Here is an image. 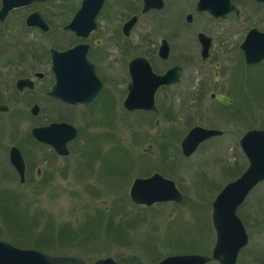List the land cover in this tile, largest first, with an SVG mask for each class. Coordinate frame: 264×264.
Here are the masks:
<instances>
[{
	"label": "rangeland",
	"instance_id": "374dc122",
	"mask_svg": "<svg viewBox=\"0 0 264 264\" xmlns=\"http://www.w3.org/2000/svg\"><path fill=\"white\" fill-rule=\"evenodd\" d=\"M251 12L250 8L245 11ZM242 67L239 59V117L235 108L206 99L197 107L181 101L182 117L173 123L162 107L157 133L148 118L120 117L117 108L111 121L101 115L89 120L75 110L63 117L79 131L68 146L69 155L51 157L46 167L42 163L49 155L43 147L30 138L21 143L16 132L3 133L4 150L14 141L21 144L27 174L22 183L7 164L4 151L0 158V241L32 249L31 244L41 239L45 243L40 240L38 251L89 264L106 258L118 264H158L171 256L210 257L216 240L209 216L212 202L241 175L234 166L237 161L243 172L247 168L239 140L246 132L264 131V76L257 73V67L248 69L249 87L241 89ZM182 84L181 92L186 94V82ZM175 107L170 110L175 112ZM104 117L109 118L110 112ZM193 127H214L224 135L202 143L191 157L184 158L180 144ZM153 174L172 180L184 200L146 209L133 205L128 191L134 178ZM236 214L248 235L236 264H264V182L249 193ZM50 228L68 229L73 240L52 244Z\"/></svg>",
	"mask_w": 264,
	"mask_h": 264
},
{
	"label": "flooded vegetation",
	"instance_id": "af4514ba",
	"mask_svg": "<svg viewBox=\"0 0 264 264\" xmlns=\"http://www.w3.org/2000/svg\"><path fill=\"white\" fill-rule=\"evenodd\" d=\"M247 8L252 12L245 13ZM248 39L259 56L264 49V0H0V158L6 151L7 164L20 179L10 161L16 149L25 182L21 144L14 141L4 150L5 132H16L21 143L30 138L43 147L49 156L42 167L51 157H67L68 146L78 137L74 126L77 137L66 144L65 156L39 143L32 132L59 123L72 126L63 117L75 110L89 120L101 115L111 121L117 108L120 117L142 116L158 128L162 107L173 123L182 117L181 101L197 107L206 99L235 108L239 117V59L241 89L249 87L248 69L257 67L264 76V58L252 65L244 61L242 46ZM76 48L82 100L72 104L53 97V67L59 54ZM184 82L186 94L180 89ZM63 83L71 86V78L66 76ZM147 106L155 110H132ZM174 107L175 112L170 110ZM209 130L222 132L216 137L224 135L220 129Z\"/></svg>",
	"mask_w": 264,
	"mask_h": 264
},
{
	"label": "water",
	"instance_id": "95a60500",
	"mask_svg": "<svg viewBox=\"0 0 264 264\" xmlns=\"http://www.w3.org/2000/svg\"><path fill=\"white\" fill-rule=\"evenodd\" d=\"M248 39L242 46L247 65L256 64L264 58V49L258 56L251 48ZM77 48L55 59L53 70L57 84L52 95L63 102L75 104L81 101L79 89V75H77ZM85 64H88L84 59ZM91 69V65H87ZM71 78V86H64L65 77ZM222 103L227 99L213 96ZM135 109L155 110L153 106L135 107ZM33 136L42 143L50 144L55 151L65 156L68 154L66 144L77 136L75 128L67 125H51L48 128L34 130ZM217 130H207L195 127L188 132L180 144L181 153L190 157L197 148L209 138L220 136ZM248 167L235 181L228 183L212 203V225L216 234V242L210 257L186 255L172 256L162 259L158 264H207L216 261L219 264H236L241 249L248 243V236L236 212L257 185L264 182V131H249L239 142ZM11 164L16 168L20 181L24 182V164L16 149L10 153ZM132 203L139 206L151 207L157 203H180L183 195L175 187V183L155 174L148 179H136L130 190ZM0 264H89L74 257L53 256L37 250L19 249L9 243L0 241ZM92 264H118L111 258L97 260Z\"/></svg>",
	"mask_w": 264,
	"mask_h": 264
},
{
	"label": "trees",
	"instance_id": "16d2710c",
	"mask_svg": "<svg viewBox=\"0 0 264 264\" xmlns=\"http://www.w3.org/2000/svg\"><path fill=\"white\" fill-rule=\"evenodd\" d=\"M236 164H237V166L235 168H237V171L239 170L238 174L240 175V173L243 172V170L241 169V168H243V166L242 167H241V165L239 166V163H236ZM50 229H51V231H50L49 241L52 244H57L59 242V243H63V245H65V243L73 240V234L68 229H64V230L61 229V231L58 229H53V228H50ZM40 240L38 239V241H36L35 244H31L33 247H30V248L38 250L41 247L42 243L43 242L45 243V241L41 240V241H43V242H41ZM50 246L51 245H49V247Z\"/></svg>",
	"mask_w": 264,
	"mask_h": 264
}]
</instances>
